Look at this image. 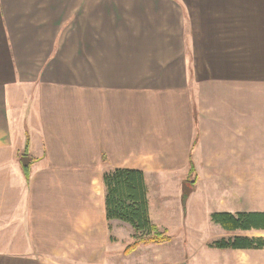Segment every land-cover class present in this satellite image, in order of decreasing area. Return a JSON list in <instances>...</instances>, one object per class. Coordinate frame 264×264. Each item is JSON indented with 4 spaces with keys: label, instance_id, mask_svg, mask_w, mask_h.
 <instances>
[{
    "label": "crops",
    "instance_id": "0c3cea01",
    "mask_svg": "<svg viewBox=\"0 0 264 264\" xmlns=\"http://www.w3.org/2000/svg\"><path fill=\"white\" fill-rule=\"evenodd\" d=\"M117 11L105 0H0L1 264H264V249L200 245L213 235L264 240L263 230L226 232L210 221L213 213H264V23L241 38L238 81L189 71L183 32L154 42L135 5L128 23ZM249 65L256 69L251 101ZM223 84L242 100L216 99ZM113 169L144 174L150 221L170 237L150 204L160 192L149 183L168 185L160 199L169 206L191 169L197 178L188 202L198 178L224 172L221 198L205 216L208 234L193 231L199 245L189 256L185 209L180 243L172 236L124 256L132 229L105 217L102 175Z\"/></svg>",
    "mask_w": 264,
    "mask_h": 264
},
{
    "label": "rangeland",
    "instance_id": "374dc122",
    "mask_svg": "<svg viewBox=\"0 0 264 264\" xmlns=\"http://www.w3.org/2000/svg\"><path fill=\"white\" fill-rule=\"evenodd\" d=\"M105 2L106 5L109 3L118 8L117 15L123 23L132 21L127 10L132 4L135 5L136 13L134 15L136 19H141L147 25L152 24V30L150 31H152L154 42L162 39L167 42L170 40L172 33L178 32L180 34L183 32L184 61L185 67L189 71L196 69L202 73V76L208 71L217 72L216 78L230 79V76H233V79H238V81L241 76V38H244L245 34L248 36L255 33L258 25H263L264 23V0H105ZM173 21L176 22L174 28L170 25ZM137 33L140 36L139 30H137ZM153 54L160 56L161 50L158 48L154 50ZM250 60L249 63H251ZM247 70L249 100L251 101L255 100V87L253 85L256 83V69L249 65ZM202 79L204 78L202 77ZM223 87H225V84L219 85L218 89L215 88L213 94L218 96L216 99L225 101L227 97L229 102L242 100L239 97L236 99L237 95L234 93L228 95L230 93L229 90L225 91ZM224 159V156L220 157L221 165H223ZM193 160V157H191L190 161L193 162ZM218 161L219 159H217ZM182 176H184L181 178L184 183L180 187L182 191L180 199L178 198L177 200L176 198L174 200V198L173 201L170 200L169 203L171 205L169 206L161 202L162 200L160 199L163 191L165 194L170 193L168 185L165 186L166 189H162L163 185H155V183L150 182V192L153 191L154 187H158L160 192L159 198L157 197L158 195H151L150 204L154 212L158 213V211H161V215L164 218L161 225L165 224L168 226L172 236L175 237V244L180 243L181 235V230L176 228V226L182 225V211L183 209L186 210L187 215H185L188 217L185 227H190L189 229L192 231V234H188L184 238L186 255L189 256L190 248L194 251V246L199 245L193 231L198 232L203 237L208 234L209 228L206 226L205 216L209 210L216 206V201L223 193L220 189L225 185L223 180L225 175L221 170L203 176L202 179L198 178L196 184L200 190L197 189L199 191L195 195L193 194L190 202H188L190 192H186L184 197L183 194L185 190L190 191L193 189L195 185L193 180L197 178V175L188 176L185 173ZM201 183L202 186H200ZM222 198H224V195ZM182 204H186V207L183 208ZM168 209L176 217L175 227H170L168 223ZM124 229L126 228L122 226L121 234L119 235L122 246L129 240V236H127L128 230ZM260 235L264 236V234ZM221 238L224 237L213 235L203 238L200 245L209 249V244Z\"/></svg>",
    "mask_w": 264,
    "mask_h": 264
},
{
    "label": "trees",
    "instance_id": "16d2710c",
    "mask_svg": "<svg viewBox=\"0 0 264 264\" xmlns=\"http://www.w3.org/2000/svg\"><path fill=\"white\" fill-rule=\"evenodd\" d=\"M22 169L28 177L29 160L26 152L21 156ZM193 174L191 169L190 175ZM105 187L104 209L107 221H119L132 229L131 242L123 254L128 256L141 246L165 245L171 241L167 230H159L152 224L148 214L147 189L144 174L137 170L113 169L103 173ZM186 191L183 197L186 195ZM213 224L219 225L226 232L263 230L264 213L243 212L235 215L213 213L210 216ZM217 250H259L264 249L263 239L234 237L220 239L208 245Z\"/></svg>",
    "mask_w": 264,
    "mask_h": 264
}]
</instances>
